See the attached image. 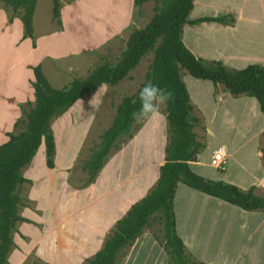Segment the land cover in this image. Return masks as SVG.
Returning <instances> with one entry per match:
<instances>
[{
	"label": "crops",
	"instance_id": "crops-1",
	"mask_svg": "<svg viewBox=\"0 0 264 264\" xmlns=\"http://www.w3.org/2000/svg\"><path fill=\"white\" fill-rule=\"evenodd\" d=\"M234 1L236 2V0L229 2L233 5ZM242 1L245 2L246 12L237 14L227 1L226 3L218 2L214 6V0H194L192 11H198V13L194 14L191 11V18H189L191 23L184 25L182 29V41L186 48L196 57L219 61L231 69H242L251 64L264 66V53L259 54L264 46L262 37L264 6L261 7L259 14L250 10L255 8L254 5L257 2L264 3V0ZM200 8L211 9L213 12L210 15L207 12L201 13L204 10ZM223 15H232L236 20L235 24L229 26L213 22L192 23L200 18ZM14 22L9 27H6L4 23L0 24V145L8 140L6 134L12 131V122L17 114L7 98L9 96L24 97L22 88L31 89L27 79L24 80V78L33 76V70L32 72L26 70V65L31 64V60L28 61V55L32 54L30 48L33 39L23 37L24 29L20 18ZM214 29L236 33L240 37L250 36L248 32H254L253 39L250 40L252 43L248 41L249 45L253 44L254 52L247 56L241 54L239 56L227 46L217 43L216 45L215 43H197L198 36H205V33ZM36 36L35 9L33 37ZM8 39L14 42L16 49L14 59L16 60L4 50ZM31 95L34 97V90ZM72 107L63 114H67ZM72 133L68 131L65 135L69 144L70 140L73 143L76 141ZM53 136L56 160L59 158L57 152L61 138L54 128ZM77 141H81V138L79 137ZM43 145L38 148L39 151L44 148ZM224 146L225 144L218 148ZM165 147L163 138L159 136L157 138L156 134L151 136L147 131L146 135L143 134L137 141L134 139L111 156L94 182L81 191H72L68 188L66 176L63 173L66 167L71 165L75 150L71 151V147H66L65 163L55 166L54 162L53 169L46 167L45 155H37L39 152L37 150L36 156L30 163V169L25 172L24 168L21 173L25 179L33 181L34 187L29 193V198L36 201V208L42 211V215L38 216L30 210L24 211L22 217L28 222L20 224L18 230L30 237V242L21 244L12 236L13 242L23 251L35 249L38 256L49 264H84L86 259H91L103 248L106 236L114 230L116 222L126 215L132 205L147 196L153 189L160 175L159 169L165 163ZM218 148L210 151L209 165L211 154ZM43 150L45 154V148ZM228 151L229 149H227L226 159ZM255 152L256 158L261 163L258 143L255 146ZM203 156H205L204 152L198 156L197 162H189L190 169L197 175L212 181H222V178L226 180V175L213 173L203 167L201 161ZM222 171L225 172V170ZM260 175L257 179L244 183L243 186L231 179L226 180L225 183L246 190L251 186L262 185V170ZM199 210H205L204 214ZM173 211L176 234L184 243L186 250L197 260L207 264H264V213L243 211L181 183L176 188ZM68 219L71 221L68 222ZM34 224L40 226L36 228ZM238 246L244 248L243 253L237 251ZM16 252L19 256L22 255L18 251L11 253L7 259L8 263ZM20 263L18 257L14 264ZM120 264H167V255L155 239L143 233L128 248Z\"/></svg>",
	"mask_w": 264,
	"mask_h": 264
},
{
	"label": "trees",
	"instance_id": "trees-1",
	"mask_svg": "<svg viewBox=\"0 0 264 264\" xmlns=\"http://www.w3.org/2000/svg\"><path fill=\"white\" fill-rule=\"evenodd\" d=\"M147 1L151 0H135V4ZM153 1L156 3L154 16L144 28L132 32L115 65H98L85 78L74 80L62 89L51 86L40 65L33 67L34 104L26 113L25 130L18 134L7 133L8 140L0 145V264H7L14 245L12 234L17 223L23 221L19 215L22 205L19 193L22 186L31 181L22 176V169L31 163L42 144L46 167L54 168L52 120L102 85L119 84L150 53L153 59L144 81L133 95L120 102L111 125L99 145L81 164V169L88 177L86 185L93 183L111 153L133 137L139 125L132 120L131 113L139 108L138 91L148 80L168 88L174 96L165 108L169 137L165 163L160 167L159 178L150 193L116 222L103 248L85 264H118L119 258L153 221L160 227L159 235H154V239L166 253L167 264H207L190 254L176 234L173 201L179 183L243 211L264 212V195L258 194L255 186L243 190L222 181L206 179L190 169L188 163L197 162L204 144L197 140L194 132L199 118L195 116V107L181 77L184 70L195 79L223 86L234 97L254 98L264 118V66L251 64L242 69H229L219 61L196 57L182 41L183 26L191 23L189 14L194 0ZM0 2L14 13L21 11L23 37L33 39V16L38 0ZM52 2L53 18L60 24V0ZM234 21L232 15H223L200 18L192 23L232 25Z\"/></svg>",
	"mask_w": 264,
	"mask_h": 264
},
{
	"label": "rangeland",
	"instance_id": "rangeland-1",
	"mask_svg": "<svg viewBox=\"0 0 264 264\" xmlns=\"http://www.w3.org/2000/svg\"><path fill=\"white\" fill-rule=\"evenodd\" d=\"M226 1L237 14L246 12L245 2L242 0L234 1L233 5L229 2L230 0H214V6L218 2L226 3ZM155 6L156 3L153 0L141 5L135 4V0H60V24H58L53 18L52 0H38L36 6L37 36L33 37L31 42L30 52L32 54L28 55V61L31 60V64L26 65V70L32 72L33 67L40 65L50 84L55 88H62L73 80L85 78L98 65H115L125 50L126 42L132 32L144 28L154 16ZM263 6L264 3L257 2L254 5L255 8L250 10L259 14ZM202 10L204 11L201 13L207 12L208 15L213 12L211 9L204 8ZM192 12L189 14V18H191ZM193 13L197 14L198 11ZM20 14L21 11L14 13L0 2V24L4 23L6 27H9L15 23L14 20L20 18ZM213 14L216 15V13ZM235 22L236 20L229 26H233ZM248 33L250 36L240 37L236 33L214 29L205 33V36H198L197 43H215V45L217 43L231 48L239 56L240 54L247 56L254 52L253 44H248V41L253 39L254 32ZM262 37L264 38V34ZM4 50L14 59L16 49L11 39L5 43ZM260 50L259 54H263L264 46ZM152 59V53L146 55L140 64L119 84L101 86L94 93L75 103L67 114L59 115L52 120V132L54 128L61 138L57 152L59 158L54 159L55 166L65 163L66 147H71V151L75 150L71 165L63 171L68 188L72 191H81L90 185H86L88 177L86 172L81 169V164L99 145L102 135L111 125L116 109L123 98L133 95L144 81ZM26 77L24 80L27 79L32 92H30V88L27 90L22 88L21 92H24V97L9 96L7 98L17 111L16 118L12 122V131H9L13 134L25 130L26 113L34 104V97L31 95V93L33 94V76ZM181 77L188 89L190 102L195 107V116L199 118L198 126L194 128V132L197 140L204 144L202 153L204 152L205 156L201 158L203 167L213 173L226 175V180H234L241 186L261 176L262 170V185L255 187L258 194L264 195V118L259 111L257 101L245 95L234 97L223 86H214L210 82L194 79L184 70L181 71ZM161 113L162 115L159 117L137 122L136 125H139V128L134 132L133 137L124 142L118 150L113 151L108 159L110 160L111 156L123 149L129 142L134 139L137 141L143 134L146 135L147 131L151 136L156 134L157 138L158 136L163 138L164 143L167 144L169 137L165 108L161 109ZM15 124L17 127L14 128ZM68 131L73 132L76 141L79 137L81 141L73 143L70 140L69 144L65 137ZM257 143L261 163L255 155ZM224 144L229 149L228 157L221 168H212L209 165V153ZM43 149L38 150L37 155H45ZM44 161H46L45 158ZM29 169L30 164L25 167V172ZM221 170H225V172H221ZM226 180L222 178L223 182ZM33 187L34 183L31 181V183L24 184L19 193L22 199L19 215L23 221L17 224L12 236L21 244L30 242V237L23 235L18 230L20 224L28 222L22 217L24 211L30 210L38 216L42 215V211L36 208V201L29 198ZM199 212L204 214L205 210H199ZM254 213L264 212L256 211ZM67 221L70 222L71 219ZM35 226L38 228L40 225ZM159 228L157 222L153 221L149 223L144 233L154 239V235H159ZM111 232L108 233L106 239L111 235ZM236 249L238 252H244V248L242 249L241 246ZM26 250L23 251L14 243L10 254L18 251L22 255L19 256L16 252L7 263L14 264V261L19 257L20 264H49L38 256L35 249ZM127 251L128 249L119 258L118 264ZM88 260L86 259L85 263Z\"/></svg>",
	"mask_w": 264,
	"mask_h": 264
},
{
	"label": "clouds",
	"instance_id": "clouds-1",
	"mask_svg": "<svg viewBox=\"0 0 264 264\" xmlns=\"http://www.w3.org/2000/svg\"><path fill=\"white\" fill-rule=\"evenodd\" d=\"M137 99L139 108L131 113V118L135 122H140L161 116V109L167 108L174 96L168 88L148 80L139 89Z\"/></svg>",
	"mask_w": 264,
	"mask_h": 264
},
{
	"label": "built area",
	"instance_id": "built-area-1",
	"mask_svg": "<svg viewBox=\"0 0 264 264\" xmlns=\"http://www.w3.org/2000/svg\"><path fill=\"white\" fill-rule=\"evenodd\" d=\"M226 153H227V148L225 146L218 148L216 151H214L211 154L210 165L215 169L221 168V166L224 164L226 160Z\"/></svg>",
	"mask_w": 264,
	"mask_h": 264
}]
</instances>
